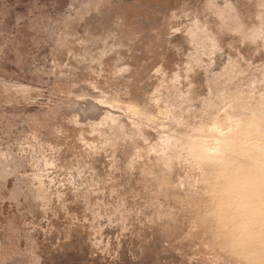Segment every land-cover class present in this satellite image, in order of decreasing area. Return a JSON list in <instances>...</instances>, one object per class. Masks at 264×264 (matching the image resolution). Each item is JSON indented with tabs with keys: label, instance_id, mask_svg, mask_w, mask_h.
Wrapping results in <instances>:
<instances>
[{
	"label": "rangeland",
	"instance_id": "374dc122",
	"mask_svg": "<svg viewBox=\"0 0 264 264\" xmlns=\"http://www.w3.org/2000/svg\"><path fill=\"white\" fill-rule=\"evenodd\" d=\"M0 264H264V0H0Z\"/></svg>",
	"mask_w": 264,
	"mask_h": 264
}]
</instances>
